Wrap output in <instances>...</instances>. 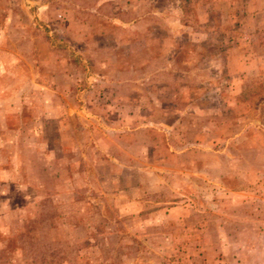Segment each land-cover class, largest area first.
Returning a JSON list of instances; mask_svg holds the SVG:
<instances>
[{
  "label": "rangeland",
  "instance_id": "rangeland-1",
  "mask_svg": "<svg viewBox=\"0 0 264 264\" xmlns=\"http://www.w3.org/2000/svg\"><path fill=\"white\" fill-rule=\"evenodd\" d=\"M0 264H264V0H0Z\"/></svg>",
  "mask_w": 264,
  "mask_h": 264
},
{
  "label": "trees",
  "instance_id": "trees-1",
  "mask_svg": "<svg viewBox=\"0 0 264 264\" xmlns=\"http://www.w3.org/2000/svg\"><path fill=\"white\" fill-rule=\"evenodd\" d=\"M153 1H155V0H152V2H153ZM185 49H187V48H185ZM8 241H10V242H11L12 240H11V239H9V237H8Z\"/></svg>",
  "mask_w": 264,
  "mask_h": 264
}]
</instances>
